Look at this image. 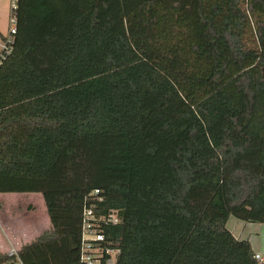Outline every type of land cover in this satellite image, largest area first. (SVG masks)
I'll use <instances>...</instances> for the list:
<instances>
[{"label": "trees", "instance_id": "1", "mask_svg": "<svg viewBox=\"0 0 264 264\" xmlns=\"http://www.w3.org/2000/svg\"><path fill=\"white\" fill-rule=\"evenodd\" d=\"M14 17L0 194H39L49 219L23 264H88L95 233L90 264H263L226 224H264V0H16Z\"/></svg>", "mask_w": 264, "mask_h": 264}, {"label": "rangeland", "instance_id": "2", "mask_svg": "<svg viewBox=\"0 0 264 264\" xmlns=\"http://www.w3.org/2000/svg\"><path fill=\"white\" fill-rule=\"evenodd\" d=\"M13 2L14 0H0V32H6L9 27ZM233 221L237 219L231 217L228 222L230 227ZM0 222L4 232L12 239L20 240L22 245H24L23 242L26 244L32 242L49 227V219L42 198L39 194L31 193L0 194ZM250 224L256 227L253 232L260 233L262 228L264 230L263 224ZM6 251L4 248L0 254L3 255Z\"/></svg>", "mask_w": 264, "mask_h": 264}, {"label": "built area", "instance_id": "3", "mask_svg": "<svg viewBox=\"0 0 264 264\" xmlns=\"http://www.w3.org/2000/svg\"><path fill=\"white\" fill-rule=\"evenodd\" d=\"M15 2L11 4V14L9 18V27L6 32H0V66L7 60V58L11 55L12 50H13V41H14V36L16 34V19L14 17V9H15ZM91 212L87 211L85 213V224H86V229L88 230L90 228V224L88 223L89 220L91 219ZM106 221L109 223L111 222L112 224L117 223L118 219L115 215V213H111ZM0 234L4 237V240H7L6 233L4 232L2 228V224L0 222ZM89 239L94 240V242L97 241H102L103 240V235L100 233H95L93 236L87 237L86 235L83 238V249H82V256H81V261L87 262L88 264L92 263V257L88 252L93 251V248L91 247L90 242H88ZM18 251L19 249H15L14 247H9L5 254L9 257H14L15 262L14 264H23V262L20 260L18 256ZM255 259L258 261H262V258L259 255H255ZM97 264V261L94 262Z\"/></svg>", "mask_w": 264, "mask_h": 264}, {"label": "crops", "instance_id": "4", "mask_svg": "<svg viewBox=\"0 0 264 264\" xmlns=\"http://www.w3.org/2000/svg\"><path fill=\"white\" fill-rule=\"evenodd\" d=\"M230 219L231 217L228 219L227 224H226L228 230L233 234L235 238L239 240H248L255 255H259L262 258L261 262L264 264V240H263L264 230L263 228H262V232L260 233L253 232L254 229L256 228L254 225H251L250 223H249L250 225H248V223H245L239 220L233 221L232 227H230L228 223ZM5 237H7V240H4V237L0 234V251L4 248L7 250L9 247H14L15 249L20 250V245H22V243H20L21 242L20 240H17L16 238L12 239L7 233ZM23 244H26V243L23 242Z\"/></svg>", "mask_w": 264, "mask_h": 264}]
</instances>
